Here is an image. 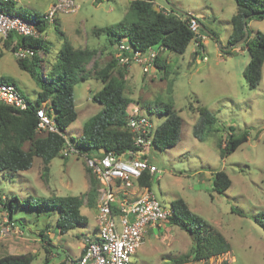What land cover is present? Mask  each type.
Returning a JSON list of instances; mask_svg holds the SVG:
<instances>
[{
  "label": "rangeland",
  "instance_id": "obj_1",
  "mask_svg": "<svg viewBox=\"0 0 264 264\" xmlns=\"http://www.w3.org/2000/svg\"><path fill=\"white\" fill-rule=\"evenodd\" d=\"M52 1L20 0L15 7L28 16L35 13L43 16ZM131 2L77 0L78 13L61 15L56 26L75 48L95 49L94 60L103 67L113 59L117 45H110L105 35H93L94 29L101 28L92 24L95 10L107 4L124 18ZM154 4L156 8L174 7L185 17L195 16L207 39L202 46L204 53L199 55L195 54L197 47L193 41L183 55L168 50L162 52L160 58L166 62L168 73L157 69L144 75L140 67H133L132 73L131 68L128 69L127 94L134 101L172 102L183 121L181 139L175 147L165 151L150 150L152 164L162 172L155 177L151 189L166 209L171 208L173 201L184 199L194 213L223 234L230 244V251L221 257L183 264H264V228L255 221L258 213L264 211V67L260 86L251 89L244 77L250 61L246 47L239 45L229 49L228 46L233 30L231 20L237 13L234 0H155ZM55 28V23L49 24L46 32L39 34L48 49L37 53L41 59L40 66L36 67L38 74L50 75L57 65L63 40ZM248 31L251 38L257 32L264 34V19H252ZM16 41L14 37V43ZM91 68L92 64L88 66L89 70ZM0 77L12 78L26 98L36 103L39 87L28 72L19 68L13 51L3 43H0ZM102 88L103 83L94 78L76 83L74 98L78 118L67 128L66 138L82 136L84 124L102 110L103 106L92 100V95ZM199 105L207 107L216 117L215 125L205 130L203 139L194 135L200 115L193 110ZM146 115L156 128L166 120L164 114ZM245 131L248 140L222 159L218 143L225 142L231 133L238 136ZM94 155L93 150H87L66 160L55 158L45 178L42 177L43 162L35 157L27 171L14 176L0 174V198L5 201L17 195L21 199H54L87 194L91 185L85 171V157ZM218 171L226 172L232 181L223 194L213 191L212 178ZM14 204L15 225H11L7 212L0 206V257L35 253L38 257L32 264L58 263L67 255L76 259L83 250L84 236L97 226V204L91 207L87 200L81 212L88 218L89 225H78L66 234H61L56 225L58 209L29 208L17 201ZM40 232H44V239ZM192 243L189 234L166 222L149 230L132 260L136 264H175L189 253Z\"/></svg>",
  "mask_w": 264,
  "mask_h": 264
},
{
  "label": "trees",
  "instance_id": "obj_2",
  "mask_svg": "<svg viewBox=\"0 0 264 264\" xmlns=\"http://www.w3.org/2000/svg\"><path fill=\"white\" fill-rule=\"evenodd\" d=\"M234 1L237 5V13L231 20L233 30L228 39L229 47H233L243 39L245 29L248 30V24L252 19H264V0ZM154 2L155 0H132L129 12L123 20L113 26L94 29L93 35L107 36L110 45H118L122 39L127 38L128 43L136 49L145 51L162 46L170 52L183 55L194 40V33L188 24L191 16L185 17L179 14L173 9L174 7L168 8L171 11L170 14H165L155 7ZM5 9L25 18L36 19L40 33L47 30L48 24L41 21L42 14L35 13L33 16H28L17 11L15 4L8 5ZM245 18H248L246 23ZM54 23L63 43L57 54V65L50 75L38 74L36 71V67L41 63V59L37 56L38 51L48 49L43 38L15 36L17 41L14 43V36H10L4 43V46L13 52L18 47H30L35 50L33 57L17 59V63L20 69L28 72L35 80L39 92L35 104L27 99L31 106L26 111H16L0 103V174L14 176L19 172L27 171L33 166L34 158L37 157L43 162L42 177L45 178L49 173V165L55 158L67 159L62 156L61 152L66 145L65 132L78 118L74 98L75 85L79 80L87 81L89 78L103 83V88L92 95V100L101 104L103 108L84 124L82 136L70 139L82 154L87 150H93L94 152L113 151L120 155L133 149V135L127 128V115L130 108L136 105L147 114L166 115L165 122L156 129L154 149L165 151L179 143L183 121L172 102L134 101L127 94L128 69L118 65L115 55L105 66L101 67L99 62L94 60L97 55L95 49L75 48L65 33L56 26L57 19ZM243 46L246 47L250 56L244 77L248 86L256 89L263 78L264 34L257 32L253 38L249 35L241 47ZM226 53L231 54L232 51L226 50ZM195 54L199 55L200 52L197 50ZM90 64H92L91 70L88 69ZM156 67L166 73L169 71L166 62L163 63L160 56L156 61ZM0 83L17 86L15 81L8 77H0ZM191 107L194 109L193 106ZM40 108H44L46 113L52 116L56 131L47 133L38 131L39 119L36 111ZM195 110L198 111L200 118L195 126L194 135L203 139L202 135L205 130L215 125L216 117L205 106L199 105L193 111ZM230 130L232 132L233 128L231 127ZM247 140L248 132L245 131L238 136L231 133L225 142L220 141L218 147L222 159L235 152ZM85 171L91 185L87 194L54 199L44 197L21 199L15 195L5 201L0 198V206L7 212L8 220L14 225L17 223L13 220L14 202L17 201L19 205L29 208L58 209L59 217L56 225L61 234H66L78 225L87 226L89 220L82 214L81 208L85 200L89 206H96L101 185L87 166ZM154 179L146 175L140 179L139 184L151 189ZM231 185L232 181L226 172L218 171L213 175V191L217 194H223ZM171 207L173 214L168 219L169 225L189 234L193 242L189 253L177 259L175 264L209 261L211 258L221 257L230 251V244L225 236L203 217L194 213L184 199L173 201ZM255 221L264 228V211L258 213ZM40 236L44 239V232H40ZM37 257L35 253L8 254L0 257V264H32ZM73 259L67 255V258L58 264H70ZM48 262L47 257L46 263Z\"/></svg>",
  "mask_w": 264,
  "mask_h": 264
},
{
  "label": "built area",
  "instance_id": "obj_3",
  "mask_svg": "<svg viewBox=\"0 0 264 264\" xmlns=\"http://www.w3.org/2000/svg\"><path fill=\"white\" fill-rule=\"evenodd\" d=\"M19 2L20 0H0V43L4 44L10 36L38 38L41 34L36 19L6 11V6ZM79 9L77 0H54L41 21L48 25L53 24L61 15L76 14ZM157 9L165 14L171 13L166 8ZM190 16L188 24L194 33L193 42L197 47L195 52L198 50L204 53L202 44L207 35L201 31L198 18ZM164 51L166 49L162 46L145 51L136 49L124 38L117 45L114 55L119 66L127 69L140 67L143 73L149 74L157 70L156 61ZM13 53L17 59L23 60L33 57L35 50L18 47ZM0 103L16 111H26L31 106L22 91L16 85L8 83H0ZM144 112L136 105L130 108L127 115V128L133 135V149L120 155L113 151H99L91 158L85 157L86 166L101 185L97 202V232L84 236L82 254L71 260L70 264H136L132 256L141 247L144 236L150 229L168 222L173 214L172 207L164 208L152 189L139 184L140 179L146 175L155 178L162 173L152 164L149 155L150 150L154 149L157 128ZM36 116L39 119V132L56 131L54 119L44 108L37 109ZM61 154L64 158H69L80 155L81 152L66 138Z\"/></svg>",
  "mask_w": 264,
  "mask_h": 264
},
{
  "label": "clouds",
  "instance_id": "obj_4",
  "mask_svg": "<svg viewBox=\"0 0 264 264\" xmlns=\"http://www.w3.org/2000/svg\"><path fill=\"white\" fill-rule=\"evenodd\" d=\"M90 12L93 10H89ZM95 19L92 24L98 27H104L105 25H113L123 20V15L116 11L111 10L110 5L101 4L98 10H95ZM158 69V68H157Z\"/></svg>",
  "mask_w": 264,
  "mask_h": 264
},
{
  "label": "water",
  "instance_id": "obj_5",
  "mask_svg": "<svg viewBox=\"0 0 264 264\" xmlns=\"http://www.w3.org/2000/svg\"><path fill=\"white\" fill-rule=\"evenodd\" d=\"M175 11H178L177 9L173 8ZM179 12V11H178ZM188 16V15H187ZM248 18H245V23L247 22ZM201 28V26H200ZM250 33L247 29H245V36L243 37V39H241L237 44H235L233 47H230L229 49H232L234 47H238L239 45H243L245 43V41L248 39Z\"/></svg>",
  "mask_w": 264,
  "mask_h": 264
},
{
  "label": "crops",
  "instance_id": "obj_6",
  "mask_svg": "<svg viewBox=\"0 0 264 264\" xmlns=\"http://www.w3.org/2000/svg\"><path fill=\"white\" fill-rule=\"evenodd\" d=\"M53 1H54V0H53ZM53 1L50 3V5L53 3ZM50 5H48V7H49ZM234 50H236V49H234ZM130 72L132 73V68L130 69ZM128 76H129V75H128ZM128 76H127V77H128ZM96 232H97V227L94 228V230H93L92 233H87V234L94 235ZM87 234H86V235H87ZM82 245H83V244H82ZM81 254H82V249H81V251H80V255H81ZM74 259H75V258H74ZM76 259H77V258H76ZM59 262H61V261H59ZM59 262H58V263H59ZM58 263L55 262L54 264H58Z\"/></svg>",
  "mask_w": 264,
  "mask_h": 264
}]
</instances>
